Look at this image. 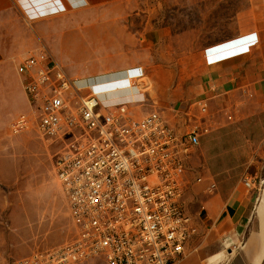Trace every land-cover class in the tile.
Instances as JSON below:
<instances>
[{"label":"built area","instance_id":"obj_1","mask_svg":"<svg viewBox=\"0 0 264 264\" xmlns=\"http://www.w3.org/2000/svg\"><path fill=\"white\" fill-rule=\"evenodd\" d=\"M254 39L225 41L206 48L209 55ZM212 53V54H211ZM29 109L9 132L34 131L59 145L54 173L66 198L76 235L60 245L14 259L11 264H176L198 234L185 194L190 160L202 136L217 124L208 100L192 101L164 114L144 96L130 101L99 99L104 92L150 83L140 66L122 77L89 86L67 73L46 51L17 63ZM91 79V78H90ZM144 108H149L144 110ZM232 114L227 119H233ZM253 188L250 178L244 179ZM210 180L209 193L217 190Z\"/></svg>","mask_w":264,"mask_h":264},{"label":"crops","instance_id":"obj_2","mask_svg":"<svg viewBox=\"0 0 264 264\" xmlns=\"http://www.w3.org/2000/svg\"><path fill=\"white\" fill-rule=\"evenodd\" d=\"M150 1L0 0V136L1 129L9 124V131L15 117L29 109L16 68L39 50L65 70L66 57L80 61L85 70L77 74L82 77L114 80L140 66L151 78L148 90L141 94L131 88L136 98L116 95L108 101L144 96L168 114L172 108L207 99L217 124L213 131L228 124V114L237 122L264 108V56L256 43L216 55L203 51L191 74L181 76L175 64L166 65L162 57L181 35L165 24L160 10L149 12ZM259 170L249 164L228 187L225 177L217 179L209 171L198 175L203 180L191 183L185 194L198 234L176 264H264V174ZM188 173L190 181L197 176L190 178ZM245 178L254 182L253 188L244 184ZM210 180L218 185L213 193L207 191Z\"/></svg>","mask_w":264,"mask_h":264},{"label":"rangeland","instance_id":"obj_3","mask_svg":"<svg viewBox=\"0 0 264 264\" xmlns=\"http://www.w3.org/2000/svg\"><path fill=\"white\" fill-rule=\"evenodd\" d=\"M159 1L160 5L156 0L150 1L149 12L160 10L166 15L165 24L181 35L174 45L167 46L162 57L165 56L166 65L175 64L181 76L191 74L206 48L225 40L256 37L255 43L264 56V0ZM65 61L67 73L89 79L82 82L86 86L111 79L82 77L85 65L69 57ZM148 81L151 86V78ZM116 95L136 98L134 89L104 92L98 97L109 100ZM225 121L226 126L200 139L197 154L190 160V178L209 171L217 179L225 177L228 187L249 164L260 166L259 171L264 174V108L240 121L227 117ZM8 125L1 129L0 136V264H11L14 259L60 245L76 235L54 173L59 145L50 144L34 131L12 135Z\"/></svg>","mask_w":264,"mask_h":264},{"label":"clouds","instance_id":"obj_4","mask_svg":"<svg viewBox=\"0 0 264 264\" xmlns=\"http://www.w3.org/2000/svg\"><path fill=\"white\" fill-rule=\"evenodd\" d=\"M130 75H131L130 73H126V75H125V76H126V77H129Z\"/></svg>","mask_w":264,"mask_h":264},{"label":"snow or ice","instance_id":"obj_5","mask_svg":"<svg viewBox=\"0 0 264 264\" xmlns=\"http://www.w3.org/2000/svg\"><path fill=\"white\" fill-rule=\"evenodd\" d=\"M249 39H254V37H251V38H249Z\"/></svg>","mask_w":264,"mask_h":264}]
</instances>
